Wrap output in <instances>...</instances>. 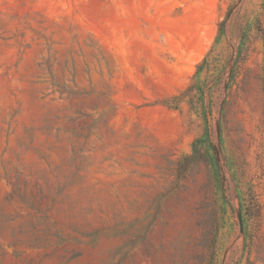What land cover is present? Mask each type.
<instances>
[{"label": "rangeland", "instance_id": "1", "mask_svg": "<svg viewBox=\"0 0 264 264\" xmlns=\"http://www.w3.org/2000/svg\"><path fill=\"white\" fill-rule=\"evenodd\" d=\"M0 264H264V0H0Z\"/></svg>", "mask_w": 264, "mask_h": 264}, {"label": "trees", "instance_id": "2", "mask_svg": "<svg viewBox=\"0 0 264 264\" xmlns=\"http://www.w3.org/2000/svg\"><path fill=\"white\" fill-rule=\"evenodd\" d=\"M222 28H223V23H221V30H222ZM197 73H198V71H197Z\"/></svg>", "mask_w": 264, "mask_h": 264}]
</instances>
